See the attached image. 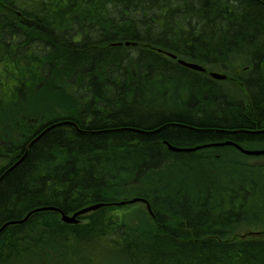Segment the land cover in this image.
Wrapping results in <instances>:
<instances>
[{
  "label": "trees",
  "instance_id": "trees-1",
  "mask_svg": "<svg viewBox=\"0 0 264 264\" xmlns=\"http://www.w3.org/2000/svg\"><path fill=\"white\" fill-rule=\"evenodd\" d=\"M0 21L1 131L10 122L6 131L25 136L56 124L0 171V227L31 213L0 231V264L26 259L45 239L107 241L128 264H264V231H256L264 230V164L248 163L264 156L230 145L172 154L164 145L264 149V0H0ZM169 54L208 71L229 70L236 56L248 65L216 82ZM57 75L65 82L47 80ZM227 82L246 100L234 102ZM62 95L65 107L50 111ZM78 113L85 118L74 125ZM200 114L207 121L189 118ZM188 159L199 175L161 176ZM223 165L258 175L239 188L238 175L217 176ZM166 181L198 190L177 205L163 196ZM42 189L49 202L35 201ZM133 198L152 217L145 206L147 218L111 214L110 204ZM96 203L107 206L79 218L82 227L33 212L71 215Z\"/></svg>",
  "mask_w": 264,
  "mask_h": 264
},
{
  "label": "bare ground",
  "instance_id": "bare-ground-1",
  "mask_svg": "<svg viewBox=\"0 0 264 264\" xmlns=\"http://www.w3.org/2000/svg\"><path fill=\"white\" fill-rule=\"evenodd\" d=\"M218 10H221V8H218ZM0 25H2L1 21H0ZM97 37H99V36H97ZM27 46H28V43H24V47L26 48ZM38 47L41 49L42 45H39ZM44 67H45V70L49 72V74L54 75V71H53V69L50 66H48L46 64ZM50 69H52V70H50ZM199 73L204 75L205 77H207L209 80L216 81V82H220L222 80H218V79L212 77L211 74H213V73L215 75L217 74V76H221L222 75V76H226L228 78V75L224 74V72H216V71H208V70H206V72H204V73H201V72H199ZM61 77L62 76H60V75L53 76V77H50V78H48V76H47V80L48 81L51 80L53 83H55V82H57V83L58 82H65V78H61ZM238 88L241 89L242 87L238 85ZM62 90L68 91L71 96L77 97V94L75 92H72V91H74L72 89L71 90L62 89ZM57 91H59L60 93L62 92L61 90H57ZM29 95H26V96L28 97ZM62 96L57 100L58 102H55L49 108L50 111H58L60 108H64L65 107V105H64V103H62V101H65L66 98H65V96H63V97ZM232 100L234 102L236 101V102H238V104H240L242 101H245L246 98H243V97L242 98H238V96H235V97H232ZM39 102L40 103L35 101L32 105H28L26 107H31V109L39 108L43 104L41 100H39ZM123 108L124 107L122 106L121 108H118V109H122L123 110ZM73 109H75V105H70V111L73 110ZM156 115H157V113H156ZM77 116H78V118H74L72 120V123L74 125L76 124L74 121L81 123L83 121V119L85 118L84 116L79 118V116H81L80 113H78ZM207 116H206V114H200L199 116L191 115L189 118L192 121L199 120V123H203V122L207 121V118H206ZM11 126L12 125H11L10 122L3 126L2 131L0 133V135H1V137H0V147L3 149V151H2L3 154H9V151L15 150V153L18 154L17 162H20L24 158V156L27 154V152H28V150L30 148V145H32L34 142H36L46 131H48L49 129L55 127L56 124L53 123V124H51L49 126H46V128H42L41 127L40 129H38L37 131L32 132V133H29V132L32 131V130H30L25 136L21 135V133L18 130V128L10 129L11 131H8V130L6 131V129L11 128ZM31 128H34V126L31 127ZM4 130H5V132H3ZM164 145L166 146L168 151L171 152L172 154H193V153H196V152H198L200 150L206 149L208 147H218V146L223 147V146H227V145L233 146V145H236V144L233 143V142L225 141V142H221L219 144H200L198 146H192V147H187V146L177 147V146L172 145L169 142L164 141ZM23 147H24V149H23ZM170 147H173L175 149L178 148L180 150L172 151V150H170ZM238 147L242 149L241 146L238 145ZM187 149H189V150H187ZM263 150H264L263 148H258L257 150H252V151H263ZM221 159L224 160L223 162H221V163L224 164V162H226V159H224V158H221ZM190 163H191V160L188 159V160H185V161H182V162H177L176 163L177 165L176 164H171L170 166H167L165 168V170H162L163 174L161 176H163V175L167 176L168 175V176H177L178 177L180 174L183 173V171H185L188 175H196V176L199 175V173H200L199 164H196V165L190 167ZM173 165H175V166H173ZM170 167L173 168V171L170 170ZM221 168L223 169V171H221L220 173H217V176L222 178V177H228L230 175H238V183H239L238 187L239 188H242V186L244 184L248 185L249 183L250 184L252 183L251 180H250V178H251L250 175L253 176L254 173L256 175H258V172L256 170H253V169L249 170L248 174H250V175H248V174L240 175L239 173H242V172H239V171H245V170L248 169L245 166H241V167H239V165H238V167L226 166L224 168V165H223ZM166 170L169 171V173H166ZM202 177L204 178V176H202ZM206 178L207 177L204 178L205 181H203V180L201 181L202 185L209 184L210 180L208 181V180H206ZM197 190L196 189L189 190L188 187L184 186V183L177 184V183H175V181L174 182L166 181L165 182V189H164V192H163V196L166 197L167 200L173 201V203H176L177 205H179L180 202L185 200V198H186L185 196H192L193 195L192 192L193 191L197 192ZM190 191H192V192L190 193ZM238 191H240V189H238ZM45 192L46 191L43 190V189L41 191L40 190L34 191L32 193V195L35 196V198H36L35 201L49 202L51 197ZM263 196H264V191H263ZM55 200H57V199H55ZM259 201L262 202V204L264 206V199H263V201H261V200H259ZM118 204L119 203L116 202V203L110 204L109 207L118 208L119 207ZM94 205H103V203H96V204L90 205L88 207H91V206H94ZM103 207H105V206H102V207H100L98 209H101ZM50 208L60 210V208H58V207L56 208V207H46V206H44V207L38 208L36 210H33V212H53V210H51ZM39 209H43V211H37ZM98 209H96V210H98ZM96 210H94V211H96ZM28 214H30V213H28ZM1 227H3V226H1ZM76 237L77 238H79V237L86 238L85 235H83V236L76 235ZM137 239H138V241H141V242L145 240L144 235L143 236L137 235Z\"/></svg>",
  "mask_w": 264,
  "mask_h": 264
},
{
  "label": "rangeland",
  "instance_id": "rangeland-1",
  "mask_svg": "<svg viewBox=\"0 0 264 264\" xmlns=\"http://www.w3.org/2000/svg\"><path fill=\"white\" fill-rule=\"evenodd\" d=\"M248 60L244 56H236L230 62L229 70H221L216 68H211L210 71L216 72H224V74L230 76H237L240 77V73L247 68ZM242 76V75H241ZM222 87L226 92L232 96H238V98H242L243 95L241 94L240 89L236 84L231 82H227L222 84ZM4 94V95H3ZM4 99L7 96L6 92H3L1 95ZM1 133V129H0ZM1 137V135H0ZM3 149L0 147V171L11 161V158H14L16 153H9L3 154ZM249 164L253 165H263L264 159H252L248 160ZM123 200V199H122ZM137 213H145V208L143 204H135L127 207H118L116 209L111 210L112 215L122 216L126 215H134ZM147 218V216H146ZM86 224L84 219H81L80 225L81 227ZM256 231H264V230H257ZM237 235H245L247 233L246 229L238 230L236 232ZM58 239H47L43 242L42 245L36 246L35 250H31L30 246L28 247L29 255L26 259L21 260L20 262H15L13 264H44L47 262H55L56 264H128L122 259V256L115 254V251L107 247V241H98L94 243V246L90 245L89 243H81L80 241L76 243H72L71 241L67 240L64 241V244H58ZM98 243L101 246H98ZM54 244V245H53ZM48 245V246H47ZM50 248V246H52Z\"/></svg>",
  "mask_w": 264,
  "mask_h": 264
},
{
  "label": "water",
  "instance_id": "water-1",
  "mask_svg": "<svg viewBox=\"0 0 264 264\" xmlns=\"http://www.w3.org/2000/svg\"><path fill=\"white\" fill-rule=\"evenodd\" d=\"M125 44H128V43H125ZM170 58L172 59H175L177 61L178 64H180L181 66H184L190 70H193L195 72H201V73H204L206 72V69H204L203 67H201L200 65L198 64H194V63H190V62H186L184 60H181V59H177L175 56L173 55H170ZM212 77L218 79V80H225L226 79V76H217V74L215 75L214 73L211 74ZM237 150H239L242 154L244 155H247V156H261V155H264V150L263 151H248V150H243L241 148H239L238 146L236 145H233ZM170 150L172 151H177V150H180V149H175L173 147H170ZM189 150V149H187ZM135 203H143L145 204L146 206V209L148 211V213L150 214V216H152V213L150 211V208L148 206V203L143 200V199H138V198H133L131 200H128V201H122V202H119V206H124V205H131V204H135ZM102 206H105V204L103 205H94V206H91V207H87V208H84L82 210H79L78 212L74 213L72 216H65L63 213H61V220L64 222V223H67V224H75L77 222L76 220V217L80 216V215H84L86 213H89V212H92ZM51 210H55V211H59L57 209H53V208H50ZM37 211H43V209H39ZM28 216H26L27 218ZM25 218V219H26ZM22 221H20L19 223H21ZM13 223H16V222H10V223H7L5 225H3V227L0 228V231L3 230L8 224H13Z\"/></svg>",
  "mask_w": 264,
  "mask_h": 264
},
{
  "label": "flooded vegetation",
  "instance_id": "flooded-vegetation-1",
  "mask_svg": "<svg viewBox=\"0 0 264 264\" xmlns=\"http://www.w3.org/2000/svg\"><path fill=\"white\" fill-rule=\"evenodd\" d=\"M51 264H56L55 262L53 263V262H50ZM44 264H48L47 262H44Z\"/></svg>",
  "mask_w": 264,
  "mask_h": 264
}]
</instances>
